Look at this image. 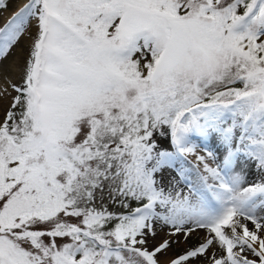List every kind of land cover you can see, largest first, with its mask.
<instances>
[{
	"label": "snow or ice",
	"instance_id": "snow-or-ice-1",
	"mask_svg": "<svg viewBox=\"0 0 264 264\" xmlns=\"http://www.w3.org/2000/svg\"><path fill=\"white\" fill-rule=\"evenodd\" d=\"M13 2L0 264H264V0Z\"/></svg>",
	"mask_w": 264,
	"mask_h": 264
},
{
	"label": "rangeland",
	"instance_id": "rangeland-1",
	"mask_svg": "<svg viewBox=\"0 0 264 264\" xmlns=\"http://www.w3.org/2000/svg\"><path fill=\"white\" fill-rule=\"evenodd\" d=\"M12 7H15V0H14L13 4L10 5V9H9V10H11ZM3 14H4V13H3ZM7 14H8V13H7ZM0 20H1V18H0ZM10 59H11V58H10ZM2 85H3V81L0 82V86H2ZM192 242H195V240L193 239ZM179 250H181V249H178V248H174V249H173L174 252H175V251H179Z\"/></svg>",
	"mask_w": 264,
	"mask_h": 264
},
{
	"label": "bare ground",
	"instance_id": "bare-ground-1",
	"mask_svg": "<svg viewBox=\"0 0 264 264\" xmlns=\"http://www.w3.org/2000/svg\"><path fill=\"white\" fill-rule=\"evenodd\" d=\"M8 14L7 13H4L3 14V16H7ZM0 22H2V18H1V20H0ZM2 80H0V82H1Z\"/></svg>",
	"mask_w": 264,
	"mask_h": 264
}]
</instances>
